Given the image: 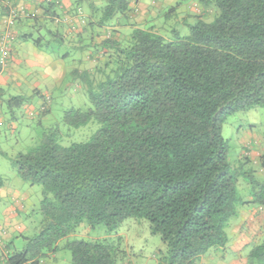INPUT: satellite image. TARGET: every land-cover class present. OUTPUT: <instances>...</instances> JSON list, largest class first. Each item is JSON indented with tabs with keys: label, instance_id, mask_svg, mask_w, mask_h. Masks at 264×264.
<instances>
[{
	"label": "trees",
	"instance_id": "obj_1",
	"mask_svg": "<svg viewBox=\"0 0 264 264\" xmlns=\"http://www.w3.org/2000/svg\"><path fill=\"white\" fill-rule=\"evenodd\" d=\"M88 2L78 35L102 38L103 78L88 82L89 107H72L64 122L78 128L96 120L101 126L89 140L69 146L57 130L45 133L14 160L26 183L43 186L42 220L35 234L23 235L21 249L8 253L6 264H40L82 225L114 229L130 217L147 219L161 235L168 253L159 264H197L229 243L241 209L264 210V181L232 168L222 132L227 115L264 106V0H210L217 16L208 22L197 15L186 34L136 27L122 41L113 30L107 36V26L129 18L131 0ZM40 6L53 23L62 16L55 0ZM0 8L6 11L2 2ZM33 40L40 46L43 37ZM9 102L21 106L23 99ZM244 175L253 184L246 200L238 188ZM63 248L71 251V264H116L115 247L105 239L67 241ZM247 264H264V234L248 250Z\"/></svg>",
	"mask_w": 264,
	"mask_h": 264
},
{
	"label": "rangeland",
	"instance_id": "obj_2",
	"mask_svg": "<svg viewBox=\"0 0 264 264\" xmlns=\"http://www.w3.org/2000/svg\"><path fill=\"white\" fill-rule=\"evenodd\" d=\"M175 2L159 10L162 22L157 24L156 30L167 36L174 30H179L183 34L188 33L189 25L198 20L197 15L210 22L218 14L217 8L210 3V0H175ZM80 4L83 13L88 16L89 2ZM173 7L175 9L172 10ZM54 25L48 20L46 27L33 30L35 39L42 35V45H36L34 40L29 41L27 45L34 51H38L36 46L39 47L40 51L53 59L69 52L70 56L63 58L64 61L61 62L63 73L59 77L52 74L45 77L44 74L47 72H41L38 68H28V76L27 73L22 72L23 77L19 78L23 83L22 91L15 93L5 86V100L0 106V110L3 111L0 122V178H3V185L7 188L17 191L19 195L27 196L26 201H23L27 206L26 213H21L19 220L26 228L25 232L28 236L35 234L40 228L42 216L39 208L43 199V186L26 183L17 173L14 160L21 153H26L40 144L45 133L57 130L60 143L69 146L89 140L101 126L98 121L92 120L84 126L72 127L64 122V114L72 107L83 110L89 107L88 82L91 81L94 84L103 78L99 68L105 62V55L100 52L102 38L100 36L94 38L87 32L80 37L78 33L81 32V25H78L79 30L77 28L73 30L75 35L67 39V42L64 40L61 43L49 33V30H56ZM106 34L108 36V31ZM126 36L127 34L120 35L116 40L122 41ZM79 39H82L80 44ZM80 45L86 48L91 45L89 46L91 48L84 51V48L79 47ZM30 56L34 58L33 55L30 54ZM74 68L85 69L86 77L73 76L71 71ZM35 82L39 83L38 92L36 88H29L28 85ZM17 94L26 96L23 104L10 105L9 100ZM42 101L45 105H42ZM43 108L45 110L48 108V112L43 113ZM222 132L230 147L229 161L232 168L240 172L251 171L255 179L264 181V166L261 162L246 160L243 142L244 137H247L253 141L256 140L259 148L264 149V106L248 110L239 109L227 115ZM249 179L244 175L238 182L239 193L245 200L252 193L253 184ZM11 204L12 199L0 196V229ZM80 239L108 241L115 247L116 264H159L168 253L161 235L152 232L147 219L130 217L114 229H109L105 224L95 228L82 225L74 233L59 241V249L48 253L40 264H71L72 253L63 246L67 241ZM14 243H17L18 249L24 246V240L20 236L15 238ZM13 250H15L14 247L10 248L9 252Z\"/></svg>",
	"mask_w": 264,
	"mask_h": 264
},
{
	"label": "crops",
	"instance_id": "obj_3",
	"mask_svg": "<svg viewBox=\"0 0 264 264\" xmlns=\"http://www.w3.org/2000/svg\"><path fill=\"white\" fill-rule=\"evenodd\" d=\"M1 1L2 0H0V2ZM39 1L41 2V0H26L22 2L29 7L30 11L36 13L38 20H31L27 17H22L18 19L14 25L16 41L14 42L11 53V62L6 68L2 70L0 69V106L3 105L2 103L5 100V86L15 91V93L22 91L21 87L23 86V83L19 80V78L23 77L22 72H25V74L27 73L28 76V68H38V70L41 69V72H47L44 74L45 77L49 76V74L58 75L59 77V75L63 73V66L61 65V62L64 61L63 57L57 56L53 59L50 56H46L43 51H40L39 47L36 46V50L38 51H34L31 46L27 45L29 41L34 39L33 30H41L47 25L48 20L46 17L48 16H46L44 10L41 9ZM59 1V12L63 15L65 12L71 13L75 2H86L88 0ZM91 1H94L96 5H99L102 2V0ZM174 2L175 0H131V7L133 10L131 11L129 18L124 16L116 17L110 23V25L107 26L108 33L111 35V31H115L111 36L116 39L120 35H128L132 29L136 27H141L144 29L153 27L156 30L158 27L157 24H161L162 22L160 19L159 10L165 6H170L176 3ZM4 14L5 11L0 8V32L3 28L2 22L4 20ZM53 24H55V32L63 37L65 42H67V39L75 35L73 29L70 28L71 25L69 22ZM25 35H27V38H23ZM79 36L81 37V35ZM78 42L79 44L82 43V39H79ZM89 42L88 44H90ZM89 46L91 45H88L87 48L83 47L82 45L79 47H83L85 51L87 49L90 50L91 47ZM30 54L33 55L34 58H30ZM69 56L70 54L68 57ZM84 71L85 69L82 68H74L72 69L71 74L73 76H77L83 74ZM28 85L29 88H36V91H39L37 89L39 88L38 82H35L34 84L28 83ZM13 97H21L23 101L26 98V96L21 94L13 95ZM42 105H45V102ZM2 113L3 111L0 110V122L2 121ZM243 142L244 155L247 161L249 162L254 160L257 163L261 162V164L264 166V149L259 148L258 142L247 137H244ZM260 156L261 158H259ZM3 182L4 181L2 178V183H0V196L1 198L12 199V204L8 209V214L5 217L6 219L1 226L2 229H0V233H2L3 230H6V233L2 234L3 240L0 243V264H6V254L10 253V248L14 247V249H18L16 246L17 243H14L15 238L17 236L23 238V235H27V232H25L26 228L20 223L19 220L20 214L26 213L27 206L24 204V202L26 201L27 196H23V194L19 195L17 191L7 188L5 185H3ZM248 199H251V197L249 196ZM263 234L264 210L258 209L257 205L246 206L241 209L240 218L233 223L229 230V243L223 248H215L210 250L197 261V264H247L248 250L250 249L251 245L254 244V242H258L260 238L263 237ZM23 240V245H25L26 240L24 238ZM25 264H31V262L29 261Z\"/></svg>",
	"mask_w": 264,
	"mask_h": 264
},
{
	"label": "built area",
	"instance_id": "obj_4",
	"mask_svg": "<svg viewBox=\"0 0 264 264\" xmlns=\"http://www.w3.org/2000/svg\"><path fill=\"white\" fill-rule=\"evenodd\" d=\"M53 0H41L40 3L51 2ZM60 5L59 0H55ZM6 8L4 20L2 22L3 28L0 32V66L1 69L6 68L11 62V53L13 50L14 42L16 41V33L14 25L16 21L22 17H34L37 16L35 12L30 11L29 7L24 3L14 4L10 0L1 1ZM56 23L69 22L71 28L74 30L78 28L77 25H84L86 23V15L81 8H78L76 14L65 12L62 16L55 18ZM6 230L0 233V243L2 242V234H5ZM8 253L6 254L7 257Z\"/></svg>",
	"mask_w": 264,
	"mask_h": 264
}]
</instances>
